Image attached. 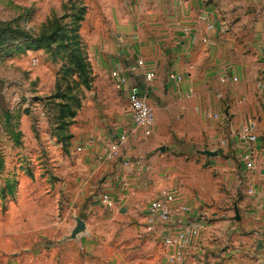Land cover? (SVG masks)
Segmentation results:
<instances>
[{"label":"rangeland","instance_id":"obj_1","mask_svg":"<svg viewBox=\"0 0 264 264\" xmlns=\"http://www.w3.org/2000/svg\"><path fill=\"white\" fill-rule=\"evenodd\" d=\"M107 5L0 0V264L164 263L162 242L144 232V214L125 216L95 201L108 187L105 169L81 179L85 152L77 146L91 135L130 131L138 155L162 157L150 180L155 166L160 185L177 187L181 200L192 196L200 212L232 202V188L193 152L202 137L177 90L158 102L161 108L154 103L160 98H151L160 117L154 134L127 119L128 102L111 76L116 55L97 56L109 51L91 39L106 29ZM224 187L229 195L221 200ZM143 199L145 208L151 198Z\"/></svg>","mask_w":264,"mask_h":264},{"label":"crops","instance_id":"obj_2","mask_svg":"<svg viewBox=\"0 0 264 264\" xmlns=\"http://www.w3.org/2000/svg\"><path fill=\"white\" fill-rule=\"evenodd\" d=\"M106 2V29L95 30L96 36L91 39L102 42L109 52L97 56L111 57L109 53H113L114 69H133L150 104L154 95L160 98L154 102L156 108H161L158 102L177 90L182 107L189 111V121L202 137L195 140L193 152L205 155V162L224 183L221 185L232 188V196L228 197L232 202L218 212H207L206 204L205 212H200L202 205L198 206L192 196L178 198L190 207L192 214L205 213L209 226L187 252L186 264H264V0ZM209 24L213 29L208 28ZM139 59L144 61L142 66L137 64ZM149 71L155 72V77L144 82ZM169 72L180 74L182 79H170ZM134 80L133 76L129 84ZM125 93L120 91L126 100ZM154 112L157 123L160 117ZM127 119L131 122L129 113ZM139 130L144 135L154 134L156 124ZM117 133L91 135L80 142L77 150L85 155L79 165L84 163L86 167L81 179L89 181L99 169H105L102 185L107 182L108 187L102 190L116 196L113 211L125 216L144 214L145 234L162 242V227L149 230L148 205L143 208V197L152 201L161 188H169L160 185L163 174L156 172L155 166L150 180L148 171L158 159H147L143 154L140 157L138 153L142 151L132 150L130 136L120 157L108 160L107 145ZM249 135H255L256 141L251 143ZM249 148L255 158L252 170H246L242 161ZM183 149L190 152L189 147ZM160 150L164 151V147L160 146ZM127 158L131 162L124 165L122 161ZM225 188L218 192L223 195L221 200L229 195ZM178 191L176 187L177 197ZM95 201L102 203L99 196H95ZM204 252L205 261L200 262Z\"/></svg>","mask_w":264,"mask_h":264},{"label":"built area","instance_id":"obj_3","mask_svg":"<svg viewBox=\"0 0 264 264\" xmlns=\"http://www.w3.org/2000/svg\"><path fill=\"white\" fill-rule=\"evenodd\" d=\"M213 29V25H208ZM187 30V29H185ZM206 39H204L205 41ZM138 66H142L144 61L139 59ZM132 69H114L111 76L116 88L126 92L128 102V112L134 129L151 128L155 124V112L151 106L147 91L141 81L136 80V74ZM169 78L179 82L182 76L176 72H169ZM134 76V82L129 84ZM155 77V72L145 73V81L149 82ZM130 131L120 130L107 145V159H117L120 157L122 146L129 140ZM255 135H249L251 143L256 141ZM82 150V147L78 148ZM246 170L255 168V158L253 149L249 148L242 156ZM124 165L130 164V159L122 161ZM100 201L109 209L115 208L117 204L116 196L108 190L100 192ZM147 227L149 230L162 227V245L164 254V264H186L187 252L196 245V241L209 227L204 216L192 214L189 206L179 202L177 193L172 188H161L158 195L150 202L147 211Z\"/></svg>","mask_w":264,"mask_h":264},{"label":"water","instance_id":"obj_4","mask_svg":"<svg viewBox=\"0 0 264 264\" xmlns=\"http://www.w3.org/2000/svg\"><path fill=\"white\" fill-rule=\"evenodd\" d=\"M163 150V149H162ZM238 217V216H237ZM85 226V224L83 222L80 223V228L78 231H80L83 227Z\"/></svg>","mask_w":264,"mask_h":264}]
</instances>
